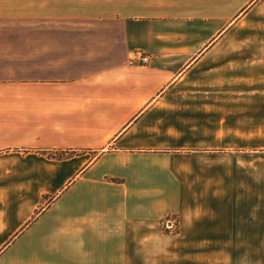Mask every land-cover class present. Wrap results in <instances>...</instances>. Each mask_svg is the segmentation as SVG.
I'll use <instances>...</instances> for the list:
<instances>
[{
	"label": "crops",
	"instance_id": "obj_1",
	"mask_svg": "<svg viewBox=\"0 0 264 264\" xmlns=\"http://www.w3.org/2000/svg\"><path fill=\"white\" fill-rule=\"evenodd\" d=\"M68 17L119 22L123 59L68 76ZM251 124L264 0H0V264H264Z\"/></svg>",
	"mask_w": 264,
	"mask_h": 264
},
{
	"label": "rangeland",
	"instance_id": "obj_2",
	"mask_svg": "<svg viewBox=\"0 0 264 264\" xmlns=\"http://www.w3.org/2000/svg\"><path fill=\"white\" fill-rule=\"evenodd\" d=\"M57 25L64 27V29L55 30V41H70L68 43L73 45V47L64 48L66 52L63 55L58 53L55 55V59L70 65V70L66 69L68 76H75V70L81 73L108 68L110 64H115L123 59V38L119 22L68 17L55 19V27ZM10 33L12 37L15 34L14 32ZM8 34L6 33V37ZM24 34L26 32L22 33V38H28ZM27 34L29 35V33ZM237 38V31L235 30L231 34V40H237ZM74 68L75 70H73ZM247 124L249 123L247 122ZM246 134L259 136L263 140L264 127H254L251 124V126L246 127ZM261 143H258L257 146L264 147V141ZM175 216L178 217L177 215H167L161 222ZM161 231L166 235H175L179 232V226L176 233H171L164 228H161Z\"/></svg>",
	"mask_w": 264,
	"mask_h": 264
},
{
	"label": "built area",
	"instance_id": "obj_3",
	"mask_svg": "<svg viewBox=\"0 0 264 264\" xmlns=\"http://www.w3.org/2000/svg\"><path fill=\"white\" fill-rule=\"evenodd\" d=\"M148 58L145 56H141L139 58V64L141 65H145L148 63ZM178 226H179V222H178V218L175 217H171L169 219H166L165 221L161 222V228H164L168 231H170L171 233L176 231L178 232Z\"/></svg>",
	"mask_w": 264,
	"mask_h": 264
},
{
	"label": "trees",
	"instance_id": "obj_4",
	"mask_svg": "<svg viewBox=\"0 0 264 264\" xmlns=\"http://www.w3.org/2000/svg\"><path fill=\"white\" fill-rule=\"evenodd\" d=\"M44 155L48 159H54V160H63L71 158L75 155L73 152H50V153H44Z\"/></svg>",
	"mask_w": 264,
	"mask_h": 264
}]
</instances>
